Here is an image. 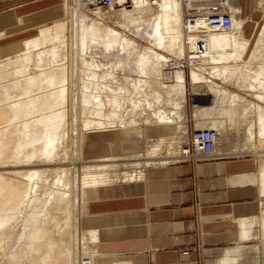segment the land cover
Instances as JSON below:
<instances>
[{
    "label": "bare ground",
    "instance_id": "obj_1",
    "mask_svg": "<svg viewBox=\"0 0 264 264\" xmlns=\"http://www.w3.org/2000/svg\"><path fill=\"white\" fill-rule=\"evenodd\" d=\"M67 1L66 15L70 17L69 20L66 21L62 19L50 26L41 28L39 34L34 39L25 43L26 47L23 52L14 57L5 58V61L0 63V226L2 225V227L13 218L17 211H20V204L23 200L24 202H28L29 205L34 204L35 198H31V192L36 183L34 184L32 181L38 174L41 175L42 172L51 170L53 173H56L58 181L66 186L67 183L70 184L69 181L71 179H65L64 176H67V174L69 175L70 172L79 173L78 183L81 185L82 189L83 187H97L118 180L131 181L140 179L143 176L144 170H134L132 172L125 171L122 173L114 172L113 174L110 172L122 166H136L143 169V167L145 168L150 165L168 163L169 158H172L177 153L173 155L167 154L169 156L162 155L160 154V149L166 144H172L175 142V138H179L186 133L178 132V130L171 131V128H173L172 126L177 125V123L181 126L180 128H183V124H180V122L187 118L185 105L187 81L184 71L177 70L171 80H165L163 78V65L167 57L162 55L154 57L153 55L154 59L152 57L150 58L148 54L140 52L135 48L139 46V43H137L135 38L131 37V35H134L135 37L148 38L145 35L148 36V34H151V37L155 41L154 44L166 49L173 57L183 58V56L186 57L187 54H192L195 42L194 37L186 33L184 19L185 10L182 1L157 0L153 2L152 0H118V6H122V8L118 9L117 14L122 17L131 35L112 28L108 29L101 25L96 19L89 18L87 12H91L101 19L105 17V14L101 13L99 7H97V10L91 9L88 4L81 0H73L75 6L80 8V10H78V8L73 10L69 4V0ZM130 2L131 4L129 7H131V9H127L125 4ZM230 5L237 12L234 21L238 29L233 33H213L207 31L204 36L208 45L207 55L191 63V93L195 87H197L198 90L202 86V82L205 78L203 75L204 66L205 70L212 72L213 75L219 74L222 76L224 70H229L228 67L230 64L240 62L238 64L247 67L250 66L253 61L261 60L260 66L263 68L262 70H264V54L262 53V49L264 48V28L262 30V35L258 38L251 52V59L249 61L243 60L242 55L246 51V46L248 45L247 39L242 37L243 19L241 18L240 10L232 3ZM154 12L157 13L152 17ZM197 27L201 30H205L206 25L203 20H200ZM55 43H60L61 46H64V63L56 64L55 58L57 57V51L54 47L49 48V46H54ZM100 44L105 46V50L109 55L111 53L116 56L110 57V59L106 60L107 63L103 62V64L87 63L84 68L83 64L87 60L85 56L91 52L93 46ZM75 46L77 48L76 52L73 50ZM226 49L230 50L228 55L220 53ZM36 51L35 57L31 59V55ZM162 58L160 73L158 74L156 71V64ZM30 60L35 64V70L30 67V65L33 64H30ZM133 61H136L139 66L147 64L150 78H154L155 80L156 78H161L164 82L169 83L165 85L163 82V91L162 94L160 93V102H162L160 108L154 104L157 100L152 102L147 98L141 97V95L143 96L145 94L138 95L133 97L131 101L133 104L130 110L133 112V116H131L133 119L131 118L126 125L120 124L123 127L138 126L141 122L144 125H153L154 128L151 129L152 134H148V136L151 137V142L147 145L146 153H138L125 157L116 152L110 153L109 156L84 161L82 158V133L78 131L77 125L73 127L71 122L72 124L74 122L77 124V122L81 120L78 116L79 112V114H87V116H85V118L83 117L84 119L80 121V128L85 127L88 131H91V129L95 131L98 129L111 130V128L115 127L116 125L114 126V124L120 119L119 107L124 104L122 95L124 94L126 96L128 90L127 87L124 88V86L121 85L118 86L117 89H113L112 85L106 82L107 75L109 74L110 68L125 70L126 67L128 71L135 69L131 67ZM79 62H82L81 79L79 81L81 83V88L76 100L72 96V81L75 75L74 72L79 74L80 70L78 69V65H76L77 70L75 68L74 71L73 64H79ZM139 66L136 67L137 73L143 74L144 72L140 70ZM104 69L106 70L103 71ZM101 74H103L104 77L101 78ZM228 76H231V74L229 73ZM228 76H226V80ZM257 76L256 80L263 83L259 76L262 77L264 74L259 72ZM231 79L234 80L230 77V81ZM206 80L208 81L209 79L206 78ZM223 80H225V78H223ZM136 89H138V91L142 90V85H136ZM224 93L225 96L223 95L222 100L218 101L220 102V104L218 103L219 106L216 104L214 113L219 117L226 118V121H231L230 118L231 116L233 117V111L230 108L232 105L229 106V101H231V99L232 101L240 99L241 97L237 96L234 91ZM175 95L182 98L181 102L178 98L174 97ZM194 95H197V93ZM257 96L261 101H264V91L257 94ZM196 100L198 103H201L200 98L197 96ZM183 102L184 104H182ZM141 104H146V108L154 111L152 112L154 114V119L149 117L146 120L137 121V119L139 120V118H137L139 117L137 116V111L141 109ZM229 109L231 114L229 113ZM178 113L181 114V120L177 117ZM128 114L129 113H127V115ZM182 116H184V118ZM16 118H21L19 124L13 123L12 120ZM259 118L260 119L257 121L261 124L260 128L263 131L259 133V136L258 133L256 134L258 138L263 141V107L260 108ZM161 126L164 128L162 129ZM208 127L218 128L216 126ZM219 128L221 129L222 127L219 126ZM14 129H18L20 132L19 139L16 138V141H13V136H8L10 133L14 132ZM220 129V142L222 145L223 132ZM71 130L74 131L75 136L79 137L77 160L81 165H78L76 168L72 166H60L66 162L60 164L51 163L47 160L39 161L41 156L47 157L53 155L61 143V135L68 136ZM250 130L251 129H249V135L251 134V136L254 137V133H251ZM88 131L86 130V132ZM156 146H158L157 150ZM59 148H61V146ZM244 149L246 148L243 146L238 152L242 153ZM245 152H247V150ZM37 157H39V159ZM50 165H52V168H50ZM53 165H55V167H53ZM47 166L49 167L48 169L45 168ZM262 166L264 167V164H262ZM19 175L25 176L27 181L29 180L27 182L28 184L21 181ZM34 196H36V194ZM68 199L66 198V200ZM44 205L46 206V204ZM44 205L40 206V208H36L37 206H35L32 215L26 218L27 222L25 226L28 230H25L27 232L24 231L25 233H22L19 237L24 243L22 242V246L20 244L22 247L21 251L16 254H19L21 256L20 258H22L32 253L34 259L37 255L39 256L37 257L39 264H50L48 259H52V254L56 253L54 259H52L54 260L52 263L55 262V264H59V262H62L61 257L67 256L63 262L66 264H74V257L72 258V250L70 249L71 239L69 242L65 241L66 244L59 241L62 245L65 244L63 248L61 247V251L60 248H57L60 252L55 250L56 242H52V239V241L49 242L46 233L47 230L43 228L45 225L42 226V222L47 220V216H44L47 211H41L44 210L43 207L46 208ZM262 213H264V211ZM45 215H47V213ZM260 222L264 227V215L260 218ZM76 227L79 236H81L80 234L82 232H79L77 223ZM8 233L7 235H10ZM68 234L67 236H69ZM9 237L11 238V236ZM90 238L92 239V236H90ZM4 240V242L8 241L6 239ZM45 243L48 244L47 249L45 248L46 251H44ZM89 243H91V240H89ZM80 250L83 249L80 247ZM248 250L249 248L246 246H238L237 248L230 249L228 254L222 259L221 264H231V261H233L236 256L242 257ZM57 253L59 255H57ZM91 254L93 253L90 250L88 255ZM28 257L31 259L30 256ZM25 261L27 262V260Z\"/></svg>",
    "mask_w": 264,
    "mask_h": 264
},
{
    "label": "crops",
    "instance_id": "obj_2",
    "mask_svg": "<svg viewBox=\"0 0 264 264\" xmlns=\"http://www.w3.org/2000/svg\"><path fill=\"white\" fill-rule=\"evenodd\" d=\"M232 4L240 10L244 38L258 40L264 22L242 17L243 0ZM65 16L66 0H0V59L20 54L41 28ZM245 31H249L250 38L244 35ZM252 50L246 49L243 58L250 54L244 60L251 59ZM251 65H243L236 77L228 76L225 82L229 83L232 77L241 84L240 90L250 94L248 90L257 87L254 83H262L256 80L257 74H264L261 64L256 70ZM259 77L264 83V76ZM222 84L210 85L212 97H216L217 90L233 91L228 88L231 86ZM257 94L252 95L264 102L256 98ZM247 104L248 109L250 105L256 109L255 120H259L260 108L264 106L253 101ZM245 105L243 101L242 106ZM214 111V105H206L205 113L211 115L206 122L219 128V120L226 118ZM232 111L236 113L234 108ZM249 114L245 107L239 113L240 117L251 119ZM119 131L87 135V156L120 154L128 147H137ZM262 131L260 128L258 136ZM260 156H264V151L204 162L150 165L140 179L94 187L80 226L91 233V243L95 242L96 264H221L228 251L238 246L249 250L242 257L233 258L231 264H264V227L260 222L264 215L260 204L264 194V158L261 160Z\"/></svg>",
    "mask_w": 264,
    "mask_h": 264
},
{
    "label": "rangeland",
    "instance_id": "obj_3",
    "mask_svg": "<svg viewBox=\"0 0 264 264\" xmlns=\"http://www.w3.org/2000/svg\"><path fill=\"white\" fill-rule=\"evenodd\" d=\"M259 1L260 0H243L244 7L242 9L243 10L242 11V17L246 18L249 21L252 19L254 21L264 22V1L263 2L261 1V3H259ZM67 3H68V1L66 0V5H67ZM69 4L71 5V8L73 10L78 8V6H75V3L73 2V0H69ZM130 4H131V2L126 3L125 7L127 9H131V7H129ZM88 6L91 9L97 10V6H93L90 4H88ZM120 8H122V6H118V3L112 9L100 8L99 10L101 11V13L105 14V17L102 19L97 17L96 15H94L91 12H87V14H88L89 18L94 19V20L96 19L97 21H99L101 23V25L107 27L108 29L112 28V29H115V30L120 31L122 33H128L131 35L130 30L125 26V23H124V20L122 19V17L117 14L118 9H120ZM78 10H80V8H78ZM81 10H82V8H81ZM66 12H67V10H66ZM156 13L157 12H154L152 17H154L156 15ZM69 19H70V17L68 15H66L63 20L67 21ZM250 27L253 28L254 25H252L250 23ZM261 33H262V31H261ZM244 35L246 37L250 38L249 31H245ZM145 36L148 38H140V37H135L134 35H131V37L135 38L137 43H139V46L135 47L137 50H139L140 52H144V53L148 54L149 57L150 58L152 57L153 59L155 56L159 57L157 55H162V56L167 57V58L171 57L170 52H168L166 49L154 44L155 41L151 37L152 36L151 34H148V36L147 35H145ZM259 36H258V38H259ZM242 37L244 38L243 34H242ZM256 42H257V40H253L252 42L248 41V45L246 47L249 48L250 50H252L254 48V46L256 45ZM59 44L60 43H58V44L55 43L54 46L53 45L49 46V48L54 47L57 51V57L55 58L56 64L57 63H64V60H65L64 59V57H65L64 46L62 45L63 46L62 47L61 44L60 45ZM100 46H102V47H100ZM103 46L104 45L100 44L97 46H93V48H91V52L85 56V57H87V60L83 64L84 68H85V65L87 63H95V64L96 63L103 64V62L107 63L106 60L110 59V57L112 58L115 55V54H111V53L109 55V53L105 50V46L104 47ZM73 48L72 49L76 52V50H77L76 46ZM61 52H63V53H61ZM151 52H152V55H151ZM36 53H37V51L34 52V54L31 55L30 58L31 59L34 58ZM220 53H222L223 55H225V54L228 55L230 53V50L226 49L224 51H221ZM262 53L264 54V48L262 49ZM60 54H61V56H60ZM249 54H250V52L247 55H245L244 58L245 59L249 58ZM80 55H81V53H80ZM153 55H154V57H153ZM104 56H106V57H104ZM244 58H242V59L244 60ZM155 59H157V58H155ZM162 60H163V58L160 59L156 64V67H157L156 71L158 74L160 73L159 71L161 68ZM4 61H5L4 59H0V63H2ZM154 62H155V60H154ZM31 63H33V61L30 60V64ZM238 63H240V62H237L236 64H230V66L228 67L229 70H224V72H222L223 77L219 74L213 75L212 72H208L207 70H205V66H204L203 75L205 78H204V81L202 82V86L198 90H197V87H195L194 90L192 91V93L190 91V87L192 86L190 84V82H191L190 73L191 72L190 71H187L186 73L184 72L185 77H186V81H187V95H186L187 97L185 99L186 113H187L186 117L187 118H185V120H183L184 122L183 121L180 122V124H183V128H180L181 126L179 125V123H177V125L172 126L173 127V128H171L172 130L171 129L170 130L171 131H173V130L177 131L178 130V132H187L188 128H189V130L193 129L195 123H196L197 128H203L205 126L206 127L211 126L210 123L206 122V119L211 117L210 114L205 113L206 105H214V109H215L216 108L215 104H217V106H219L218 103L220 104V102H218V101L222 100L223 95L225 96V93L217 90L216 91V97L215 96L212 97V92L210 93L209 85L213 83L214 86H217V85L224 83V84H222L223 86H226V87L231 86L228 88L235 91V92L240 93L244 98H240V99H238V101L237 100L232 101V99H231V101H229L230 102L229 106L235 105L234 107H230L231 110H232V108H234L236 111V113L233 111V117L232 116H231V118L229 117L231 119V121H226V119H222L225 121L219 120L220 121L219 126L222 127L221 131L223 132V134H222L223 135L222 136V149L225 150L226 152L234 151L233 153L229 154V156H233V155H237V154L255 155L256 153H259L258 151H264V140L261 141L256 134V133H258V131L261 127V124H259V122L257 120H255L256 113L254 111H256V109L254 107H251V105H250L249 109L247 108L248 107L247 103H251L252 101L257 103V104H262L264 106V104H263L264 102L261 103L259 100L255 99L253 97L254 95H252L253 93H255V94L262 93L264 91V83H261V84L260 83H258V84L254 83V85H257V87L254 88V89H257L256 92H251L254 89H250V90H248V91H250L249 92L250 94H248V92L240 90V88H239V85H241L240 83L237 84L232 79L229 83L225 82L226 76H228L229 73L231 75H233L234 77H236L238 70L244 69L243 65L238 64ZM137 64L138 63L136 61H133L131 67L135 68V69H133L131 71H128V69L125 66H124L125 70L120 69V68H118V69L110 68L109 74L107 75V81L106 82H109L110 85H112L113 89L114 88L117 89L118 86L121 85V86H124V88L127 87V90H128L126 96L124 94L122 95L124 104H122L121 107H119V109H120L119 118L120 119L114 124V126L116 125L117 127L115 126V127L111 128V130L98 129L95 131L94 130L92 131V129H91V131H88V129H86L83 126H82L83 128H80L81 127L80 121L83 120L85 118V116H87V114H79V112H78V116L81 118V120L79 122H77V124H76V122H74L73 124L71 122V125H73V127H74V125H77L78 131L80 133H82L81 134V137H82V158L84 161H90L91 159L100 158L98 156H94V157H88L87 156L88 153L86 152V140L88 143H89V141H88L86 136L87 135L95 136L98 134H105L104 132H112L114 130H120L119 131L120 133H118L119 135H122L123 137H126V138L129 137L130 139L126 140V141L129 143H132V144L134 143L137 146L136 148H133V149H132V147H128L127 150L124 152L120 151V154L123 153V154H121V156L128 157V156H132V155L138 154V153H146L147 145L149 142H151V137H149L148 134L150 135V133H149L150 130L152 128H154L153 125H144L141 122V124L138 126L135 125V126L123 127L120 124L126 125L129 123V120L131 118L133 119V117H131V116H133V112L130 110V109H132L131 107H132L133 102H131V101H132L133 97H136V96L141 95V94H145L143 96L141 95V97L147 98V99L151 100L152 102L157 100V101H155L154 104H155V106H158V108H160V105H162L161 104L162 102H160V93L162 94V91H163L162 87H163L164 80L161 78L160 79L156 78V80L154 78H150L149 73H148V69H149L148 65L144 64V65L139 66ZM76 65H78V69L80 70V72H79V74L74 72L75 75L73 76V81H72L74 86L72 84L71 85H72V90H73L72 96H73V98H75L77 100L78 94H79V91L81 88V83L79 81L81 79L82 62H79V64H76V63L73 64L74 71H75V68L77 70ZM259 65H260L259 62L254 63L251 65V68H254V70H256ZM106 66H108V65H106ZM137 66H139L140 70L142 72H144L143 74L137 73V70H136ZM30 67L32 69L34 68V70H35V64L34 63L31 64ZM105 70L106 69H104L103 71H105ZM102 77H104L103 74H101V78ZM206 78H208L209 80L207 81ZM223 78H225V80H223ZM137 80H138V82H137ZM164 84L167 85L169 83L164 82ZM136 85H142L143 89L138 91V89H136ZM78 88H79V90H78ZM241 89H242V87H241ZM196 93H197V95H194ZM205 93H208V95L210 97H212V99H210L209 96ZM245 93H247L248 95H246ZM190 94H192V95H190ZM196 96L200 98L201 103H198V104H196L197 106H194L193 104H191L190 101L193 98L196 99ZM174 97L178 98V100L181 102L182 98L178 97V95H175ZM256 98H258V96H256ZM243 101L246 103L245 106H242ZM182 104H184V102ZM243 107H245V112L250 113L249 116H251V119L248 117H242V116L240 117L239 113ZM161 108H162V106H161ZM217 108H219V107H217ZM141 109H139L137 111L138 113L140 112L139 115L137 113V116H139V117H137V118H139V120L137 119V121L146 120L149 117L154 119V114L152 113L154 111L149 109V108H146V104H141ZM129 110H130V112H129ZM126 112L129 113L128 115H130V114H132V115L128 116ZM71 113H72V111H71ZM229 113L231 114L230 109H229ZM177 117H179V120H181V114L180 113L177 114ZM182 117L184 118V116H182ZM20 119L21 118H16V119H13L12 121L14 124H19ZM161 128H164V127L161 126ZM248 129H251L250 131H251V133L252 132L254 133V137H252L251 134L245 136L247 134V132H249ZM86 130L88 132H86ZM132 134H133V136H132ZM139 135H142V137L141 138L135 137V136H139ZM8 136H13V141H16V138L19 139L20 132L18 131V129H14V132L10 133ZM61 136H62V138L60 139L61 143L59 142L60 143L59 147L61 146V148L57 147V150L51 156H47V157H42V156L40 157L39 156L41 158L39 161H46L47 160L48 162H51V163H60V164L61 163L63 164L66 162L65 163L66 165L63 164L60 166H69V167L72 166V167L77 168L78 165H81L77 160V150H78V145H79V137L75 136L74 131H72V130L70 131V135H68V136L61 135ZM76 137H77V139H76ZM126 141L124 144L127 143ZM91 142H93V141H91ZM132 144L130 146H132ZM243 146L246 149H244V151L242 153H239L238 152V151H240L239 149ZM157 147L158 146H156V150H157ZM246 150H247V152H245ZM248 151H252V152H248ZM107 156H109V155H107ZM39 157H37V158L39 159ZM101 157H103V156H101ZM263 158H264V156H262V157L260 156L261 160ZM54 160L57 162H55ZM67 162H69V163H67ZM155 165H159V164H155ZM151 166H153V165H151ZM53 167H55V165H53ZM56 167H57V165H56ZM45 168L48 169L49 167L47 166ZM50 168H52V165H50ZM145 168L143 167V169H142L141 167L139 168L136 166H133V167H129V166L123 167L122 166V167H118L116 170H112L110 173H112V174L114 172L122 173L125 171L126 172H132L134 170H145ZM46 171L42 172V174L40 172L41 175L38 174L37 176H35V179L32 181V183L33 182H34V184L36 183V185L33 184L34 185L33 186L34 191L32 190V192H31V198H35L34 204L29 205L28 202H26V201L24 202V200H23L22 203L20 204V211H17L16 213L14 212L17 215H15L13 213L14 216L11 219L13 222L10 220L11 222L10 221L7 222V224L3 225V227H2V225L0 226V231H1L0 232V264H21V263L22 264L23 263L24 264H35V263L39 264L38 260H37V257H39L38 255L34 259L32 253H31L32 256L31 255H27V257L23 256L22 257L23 259H22V258H20L21 256L19 254H18L19 255L18 256L16 253L21 251V248H22L21 246L23 245L22 242L24 243V241L19 239V237L21 236L22 233L27 232L25 230H28V228L25 226L26 222H27L26 218L29 217L30 215H32V213L35 210V206H37L36 208H40V206H43L44 204H46V206L44 205L46 208L43 207L44 210H41V211H47L46 212L47 215H45L46 213L44 214L45 217L47 216V220L46 221L44 220V222H42V226L45 225L43 228H45L44 230H47L46 233H47L49 242L52 240H53L52 242H54V243L56 242L55 250L59 251L58 249L60 248V251H61L62 250L61 247L63 248V246L66 244V242H69L71 239L70 249L72 250L71 253L73 255L71 253L70 254H71L72 258L74 257L73 258L74 264H77L78 263L77 259L79 260L80 255H81L80 253L83 251L84 254H88L90 251V248H92L89 245L90 243L88 240V235L91 236V233L84 231L81 228L80 218L85 213L87 202L90 199L92 192L96 188H94V187H83V189H82L81 185L78 183L79 173L76 174V172H70L69 175L67 174V176H64L65 179H69V180L71 179L70 181L68 180L70 182V184L67 183L65 186L63 183H60L58 181V177H57L56 173H53L51 170L47 171V172ZM119 178H122V177H119ZM19 179L21 181H23L24 183L26 182V184H28L27 182L29 180L27 181V178L25 176L19 175ZM23 179H26V180H23ZM56 179L58 182L56 181ZM34 193L36 194L37 197L34 196L35 195ZM61 196L62 197L64 196V197L62 198ZM66 198L67 199L69 198V199L66 200ZM36 200H37V202H36ZM13 219H15V220H13ZM68 219H70V220H68ZM76 223L79 224V232H82L80 234L82 236V239H81V236H79V234H78ZM4 226H5V228H4ZM9 226L11 227V229ZM6 232L7 233L9 232L8 234H10V235H7ZM1 233L4 235H2ZM68 233H70L71 236ZM67 234L70 237L67 236ZM9 236H11V238ZM4 239H6L8 241L4 242L5 241ZM59 241L65 243V244L62 245ZM20 244H21V246H20ZM79 244H81V245H79ZM44 245H45L44 251H46L48 244L45 243ZM80 247L83 250H80ZM55 254L56 253L52 254L53 255L51 257L52 259H54ZM57 255H59V254L57 253ZM28 256H30V258L32 260L29 259ZM17 257H19V258H17ZM25 257H26V259H25ZM66 257H61L62 262H59V264H66L63 262L66 259ZM52 259H48L50 261L49 263L55 264V262L52 263L54 261ZM25 260H27V262ZM56 264H58V263H56Z\"/></svg>",
    "mask_w": 264,
    "mask_h": 264
},
{
    "label": "built area",
    "instance_id": "obj_4",
    "mask_svg": "<svg viewBox=\"0 0 264 264\" xmlns=\"http://www.w3.org/2000/svg\"><path fill=\"white\" fill-rule=\"evenodd\" d=\"M86 4L105 9H112L117 5L118 0H81ZM157 1V0H152ZM185 10L186 33L194 37V47L192 54L187 57H169L164 61L163 78L171 80L177 70L185 73L190 71L192 62L197 61L207 55L208 45L204 38L207 31L213 33H233L238 29L235 24L237 12L231 7L234 0H181ZM200 20H203L206 28L201 30L197 27ZM244 27V24H243ZM191 104H198L196 99H192ZM188 126V125H187ZM221 133L213 127L197 128L196 123L192 130L187 129L181 137L175 138L172 144H166L160 150L162 155H173L166 164L180 162H204L209 160L229 157L228 152L222 149L220 142ZM176 151V152H175ZM173 152V153H170ZM169 156V155H167ZM262 212L264 211V194L260 200ZM93 254L88 255L81 252L77 264H96L97 252L95 242L89 244Z\"/></svg>",
    "mask_w": 264,
    "mask_h": 264
}]
</instances>
